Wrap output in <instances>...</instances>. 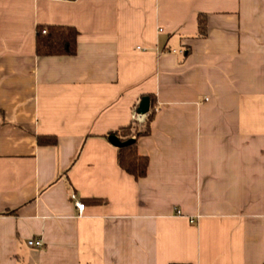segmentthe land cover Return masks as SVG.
Listing matches in <instances>:
<instances>
[{"label": "crops", "instance_id": "crops-1", "mask_svg": "<svg viewBox=\"0 0 264 264\" xmlns=\"http://www.w3.org/2000/svg\"><path fill=\"white\" fill-rule=\"evenodd\" d=\"M144 96L135 179L108 136ZM170 263L264 264V0H0V264Z\"/></svg>", "mask_w": 264, "mask_h": 264}, {"label": "trees", "instance_id": "trees-1", "mask_svg": "<svg viewBox=\"0 0 264 264\" xmlns=\"http://www.w3.org/2000/svg\"><path fill=\"white\" fill-rule=\"evenodd\" d=\"M198 37L207 34L206 16L199 14ZM77 30L70 26L61 25H38L35 29V53L39 56L74 55L76 53ZM154 115V105L151 99L149 111L145 119V127L140 130L133 122L117 128L113 134L121 141L133 139L128 145L117 148V163L125 172L135 179H140L146 175L148 168V157L141 155L137 149V138L148 132V124ZM39 144H55L54 136L37 137ZM189 264V263H170Z\"/></svg>", "mask_w": 264, "mask_h": 264}, {"label": "built area", "instance_id": "built-area-1", "mask_svg": "<svg viewBox=\"0 0 264 264\" xmlns=\"http://www.w3.org/2000/svg\"><path fill=\"white\" fill-rule=\"evenodd\" d=\"M137 107H135L134 111H133V114H132V122L136 125V126H139L141 125L146 117H147V113L145 114H139L137 113ZM70 198L71 200L73 201L75 207L77 208L79 214L83 212L84 210V203L82 201H80L75 194H71L70 195ZM190 222H194L193 219H190ZM28 245H31V246H36V247H39L42 245V241L40 239H30L28 240Z\"/></svg>", "mask_w": 264, "mask_h": 264}, {"label": "water", "instance_id": "water-1", "mask_svg": "<svg viewBox=\"0 0 264 264\" xmlns=\"http://www.w3.org/2000/svg\"><path fill=\"white\" fill-rule=\"evenodd\" d=\"M150 107V99L148 96H144L139 101L138 107H137V113L139 114H145L149 111ZM108 140L115 146L120 147L124 145H128L131 142H133V139H129L127 141L121 142L114 134H111L108 136Z\"/></svg>", "mask_w": 264, "mask_h": 264}]
</instances>
